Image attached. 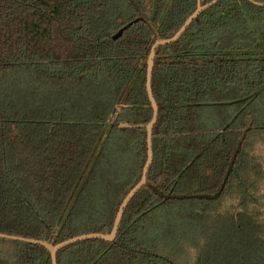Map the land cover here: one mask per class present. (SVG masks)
<instances>
[{"label": "trees", "instance_id": "16d2710c", "mask_svg": "<svg viewBox=\"0 0 264 264\" xmlns=\"http://www.w3.org/2000/svg\"><path fill=\"white\" fill-rule=\"evenodd\" d=\"M134 1L169 38L198 0ZM123 2L0 0V232L53 244L107 233L141 179L156 34L138 21L113 39L139 16ZM57 84L62 101L43 105ZM152 89L148 180L166 176L164 193L217 192L253 117L221 197L164 200L143 186L113 242L78 241L58 264H264V0L202 11L157 49ZM10 241L0 264H52L44 246Z\"/></svg>", "mask_w": 264, "mask_h": 264}, {"label": "water", "instance_id": "95a60500", "mask_svg": "<svg viewBox=\"0 0 264 264\" xmlns=\"http://www.w3.org/2000/svg\"><path fill=\"white\" fill-rule=\"evenodd\" d=\"M218 0H211L208 3H202V0L197 1V8L188 16L184 24L176 31V33L169 37V38H162L159 30L156 28V26L151 22L141 11H139V16L135 18L134 20L130 21L127 23L125 26H123L119 31L114 34L112 37L113 39H118L121 37L124 33V31L135 24L138 21H145L151 29L154 31L156 34V40L154 44L152 45L150 54L148 56L147 60V82H146V88L148 92V96L151 102V105L153 107V116L148 124L145 125L147 129V160L144 164L143 167V172L141 179L139 182L126 194L124 197L123 201L121 202L119 209L117 211L115 221L112 227L108 228L107 233H101V232H90L86 234H81L78 236H74L71 238H68L64 241H61L57 244L50 243L46 235L42 239H35V238H30V237H25V236H18L14 234H7V233H1L0 232V238L4 239H9V240H14V241H23L27 243H32V244H40L44 246L51 255V262L52 264H58L57 262V254L60 249L69 246L71 244H74L78 241L86 240V239H102L108 242H113L116 239V236L118 234V230L125 212L126 207L130 203V201L133 199V197L137 194V192L143 187V186H149L153 192L158 195L160 198H163L164 200H170V199H185V198H204L206 200H217L221 197L223 190L226 186V183L228 181V178L231 174V172L234 169L235 161L237 159V156L239 154L240 149L243 146V143L245 141V138L252 128L253 124V117L250 116L244 129L241 134V137L238 141L237 147L235 149V152L232 156V159L230 161L228 170L226 172V175L223 179V182L219 188V190L215 193H192V194H184V193H164L160 188L163 186V184L166 181V176H163L161 180L157 184H151L148 180V173L149 169L153 163V158H154V150H153V129L154 126L157 122L158 115H159V109H158V104L156 102V99L154 97L153 89H152V80H153V70H154V63H155V57H156V51L161 45H166L173 43L177 41L182 34L186 31L188 26L191 24V22L197 18L200 13L207 8H209L211 5L216 3ZM133 5L139 10V7L137 6L136 2L134 0H131ZM1 71V67H0ZM118 127L120 128H133V127H138V125L135 124H130L128 122H119Z\"/></svg>", "mask_w": 264, "mask_h": 264}, {"label": "rangeland", "instance_id": "374dc122", "mask_svg": "<svg viewBox=\"0 0 264 264\" xmlns=\"http://www.w3.org/2000/svg\"><path fill=\"white\" fill-rule=\"evenodd\" d=\"M121 1L124 4L123 0ZM35 95H37L38 97V94ZM64 95H65L64 86H62L61 84H57V86H55V88L53 89L44 88V91L42 92V95L39 100L43 103V105L45 104L52 105L54 103L61 102ZM76 112H79L78 109H76ZM16 247L17 246L14 243H12L9 239L0 238V259L7 258L9 253H12V251Z\"/></svg>", "mask_w": 264, "mask_h": 264}, {"label": "flooded vegetation", "instance_id": "af4514ba", "mask_svg": "<svg viewBox=\"0 0 264 264\" xmlns=\"http://www.w3.org/2000/svg\"><path fill=\"white\" fill-rule=\"evenodd\" d=\"M132 4H133V3H132ZM136 9H137V8H136ZM137 10H138V9H137ZM139 11H141L140 8H139L138 12H139ZM141 12H142V11H141ZM142 13H143V12H142ZM143 14H144V13H143ZM139 15H140V14H139ZM144 15H145V14H144ZM0 67H1V66H0Z\"/></svg>", "mask_w": 264, "mask_h": 264}]
</instances>
